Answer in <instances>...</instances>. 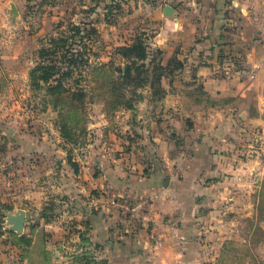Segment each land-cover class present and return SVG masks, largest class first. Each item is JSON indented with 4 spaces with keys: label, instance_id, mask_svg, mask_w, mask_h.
<instances>
[{
    "label": "rangeland",
    "instance_id": "374dc122",
    "mask_svg": "<svg viewBox=\"0 0 264 264\" xmlns=\"http://www.w3.org/2000/svg\"><path fill=\"white\" fill-rule=\"evenodd\" d=\"M150 4L155 6L151 0L0 2V264H56L54 251L66 258L75 245L91 247L76 257L94 264L97 246L72 241L76 224L80 231L89 226L83 214L105 207L115 223L144 222L157 196L151 185L161 190L167 181L162 173L186 164L189 143L199 139H186V132L224 114L235 121L233 143L225 150L234 158L204 163L218 170L201 179L216 184L227 169L224 175L235 186L229 198L248 204L227 213L239 223L221 259L264 264L262 4L248 3L250 13L242 20L230 9L238 20L224 34L228 48L220 50L216 64L197 58L202 63L195 68L188 60L198 50L164 26ZM58 38L55 49L50 40ZM136 40L146 59L126 76L122 72L133 59L120 50ZM163 44L174 49L169 60ZM52 59L71 76L55 92L33 87L31 72ZM73 59L75 68L67 63ZM204 67L222 77L218 94L207 95L202 82L189 76ZM226 88L233 94H225ZM20 211L25 225L16 233L6 214Z\"/></svg>",
    "mask_w": 264,
    "mask_h": 264
},
{
    "label": "crops",
    "instance_id": "0c3cea01",
    "mask_svg": "<svg viewBox=\"0 0 264 264\" xmlns=\"http://www.w3.org/2000/svg\"><path fill=\"white\" fill-rule=\"evenodd\" d=\"M151 1L155 5L149 6L152 14L159 19L162 17L163 25L167 28L181 32L186 46L194 45L198 50L199 54L188 60L193 68L202 63L196 61L201 56L204 65L216 64L220 50L224 51L229 46L224 34L236 24L238 19H234L235 15L242 20L250 13L248 3H261L264 14V0ZM166 7L172 9V14L168 17L162 13ZM230 9L235 15H232ZM162 43L161 39L156 44ZM159 48H166L164 53H169L168 60L174 55L171 44L167 47L163 44ZM179 60L185 65L180 57ZM201 69L189 76L202 82V91L207 95L218 94L222 90L218 87L222 77L216 75L211 68ZM224 90L225 94H233L234 91L232 88ZM245 92L246 90L243 91ZM209 110L215 111L213 106ZM200 123L197 131L186 132V139L199 134L198 140L189 143V160L186 164L162 173L167 174V181L161 190L156 191L151 185L150 191L157 196L149 204L148 218L144 222L128 220L123 224L115 223L114 215L104 213L105 207L92 214L89 211L83 214L88 218L89 226L85 229L83 226V231H80V224H76L77 234L73 235L72 241L84 246L92 242L97 246L93 254L98 258L94 264H224L221 257L228 251L227 243L236 239L235 226L239 223L236 217L227 213L239 206L245 207L248 202L229 198V193L234 192L235 186L233 179L229 180L224 175L228 174L227 169H221V182L204 184L202 179L206 176L210 178L218 170L211 166L206 168L204 163L234 158L233 154L229 155L225 150L233 143L235 121L224 114L212 120L203 119ZM219 196H225L226 199H219ZM85 230L86 233H82ZM75 246L76 248H68L70 252L66 258L60 251H54L55 263L59 264L66 259V264H87L88 262L82 261L83 257L77 258L76 254L81 250V254H87L91 247Z\"/></svg>",
    "mask_w": 264,
    "mask_h": 264
},
{
    "label": "trees",
    "instance_id": "16d2710c",
    "mask_svg": "<svg viewBox=\"0 0 264 264\" xmlns=\"http://www.w3.org/2000/svg\"><path fill=\"white\" fill-rule=\"evenodd\" d=\"M61 39H51L50 43H52L53 47L55 49L58 48V45L60 44ZM122 53L120 54L123 58L127 59H133L130 65H127L124 69V75L128 76L132 71V66L136 65V62L138 60H145L146 59V51L143 44L136 40V42L132 43L131 45L124 47L120 50ZM41 55L48 54V52L45 50L41 51ZM44 58V57H42ZM45 59V58H44ZM42 61L39 66H36L34 70L31 72V82L32 86L35 88H39L41 85L47 86L48 89H50L52 92H55V90H58L62 87V79L64 77L71 76V71L68 72H61L59 69L56 61L52 59V61L44 62ZM69 66L72 68H75V66H78L79 63L76 62V59H73L72 61H67ZM162 68V67H160Z\"/></svg>",
    "mask_w": 264,
    "mask_h": 264
},
{
    "label": "water",
    "instance_id": "95a60500",
    "mask_svg": "<svg viewBox=\"0 0 264 264\" xmlns=\"http://www.w3.org/2000/svg\"><path fill=\"white\" fill-rule=\"evenodd\" d=\"M165 11L167 15L172 14V9H170L169 7H166ZM6 218H7V223L10 225L11 231L20 233L23 230L24 225H25V212L24 211H20L19 213L14 214V215L6 214Z\"/></svg>",
    "mask_w": 264,
    "mask_h": 264
},
{
    "label": "built area",
    "instance_id": "2783aa9c",
    "mask_svg": "<svg viewBox=\"0 0 264 264\" xmlns=\"http://www.w3.org/2000/svg\"><path fill=\"white\" fill-rule=\"evenodd\" d=\"M152 238H153V236H152Z\"/></svg>",
    "mask_w": 264,
    "mask_h": 264
}]
</instances>
